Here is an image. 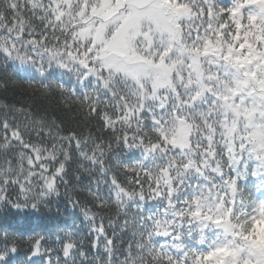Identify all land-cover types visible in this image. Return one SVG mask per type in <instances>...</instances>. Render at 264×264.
I'll return each mask as SVG.
<instances>
[{
	"label": "snow or ice",
	"instance_id": "6c2138e0",
	"mask_svg": "<svg viewBox=\"0 0 264 264\" xmlns=\"http://www.w3.org/2000/svg\"><path fill=\"white\" fill-rule=\"evenodd\" d=\"M0 264H264V0H0Z\"/></svg>",
	"mask_w": 264,
	"mask_h": 264
},
{
	"label": "trees",
	"instance_id": "16d2710c",
	"mask_svg": "<svg viewBox=\"0 0 264 264\" xmlns=\"http://www.w3.org/2000/svg\"><path fill=\"white\" fill-rule=\"evenodd\" d=\"M8 95H9V101L8 102L9 103L14 102V99L11 97V93H9ZM15 99H19V97H15ZM85 182H87V178H85ZM54 210H55V208H54ZM75 216H76V212L72 209H68L67 211L62 210L59 219L61 221L72 222V220L75 218Z\"/></svg>",
	"mask_w": 264,
	"mask_h": 264
}]
</instances>
